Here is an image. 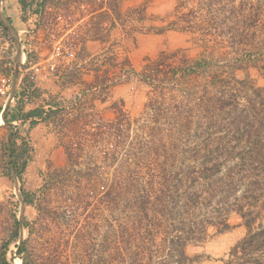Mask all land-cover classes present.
Segmentation results:
<instances>
[{
    "label": "trees",
    "instance_id": "obj_1",
    "mask_svg": "<svg viewBox=\"0 0 264 264\" xmlns=\"http://www.w3.org/2000/svg\"><path fill=\"white\" fill-rule=\"evenodd\" d=\"M61 1L20 0L19 5L24 14L34 8L40 16L46 4ZM138 10L143 17L133 19L131 16ZM112 12L110 26L114 28L121 12L116 9ZM126 12L127 23L149 20L145 4ZM262 15L264 0H176L165 25L152 30L155 34L180 31L197 36L204 43V52L200 58L186 61L188 67L181 70V83L176 71L163 70L161 61L144 65L138 76L150 89L143 114V121L148 117L144 127L150 132L123 149V156L126 154L133 160V167L127 166L124 159L114 165V176L107 183L99 184L102 179L95 178L90 180V188L73 187L76 191L99 193L97 205L122 215L107 237H103L101 247L113 246L119 253L118 259L123 258L124 251V264H195L194 259L186 255V246L203 242L212 228L218 234L228 231L231 213L239 215L247 232L219 264H264V89L256 88L248 78L238 80L236 77L238 70L257 68L263 58L257 29L264 21L260 19ZM22 20H26L25 15ZM7 21L11 25L10 19ZM0 29L9 36L1 20ZM242 49L254 51L256 56H250L248 51L242 55ZM24 54L25 64L15 67L17 75L31 59L29 53ZM99 58L90 59L91 66H95ZM106 61L102 60L101 65ZM222 64L231 66L222 73L218 71L223 68L219 66ZM81 66L78 72L85 69ZM108 66L112 71L101 72L99 67L93 70L98 73L94 76L95 84H85L84 94L94 90L98 95H106L134 74L127 59L113 56ZM197 73L200 81L187 83L190 79L185 78ZM179 84L183 87L178 90ZM30 88L28 78L23 77L14 103L3 111L8 137L0 152L5 158L6 176H15L20 184L21 201H11V205L17 211L20 206H33L38 218L31 222L24 215L13 216L0 242V264H12L7 259L12 245L17 249L16 255L21 257V264H57L51 259L33 257L28 247L36 226L46 231L53 222L46 193L53 188H63L57 186L64 181V169L49 172L37 192H27L23 173L32 159L33 149L19 137L17 129H12V123H27L28 129L57 118L62 127L87 124L85 120L77 122L81 116L68 111L70 108L62 109L51 102L46 109L39 106L25 111L23 99ZM176 92L180 95L172 97ZM166 99L171 106L165 105ZM130 123L124 112L118 111L113 121L94 127L95 133L84 129L66 130L62 133L61 146L70 167L81 166L78 154L92 137L97 143L111 139L109 157L105 155L103 159L107 158L112 164L117 162L116 151L122 146L123 131ZM169 140L172 143L169 144ZM73 197L64 199L70 201ZM75 197L82 198V195L75 194ZM64 199L57 205L65 204ZM25 230L28 236L22 240L21 231ZM104 263L100 260V264Z\"/></svg>",
    "mask_w": 264,
    "mask_h": 264
},
{
    "label": "rangeland",
    "instance_id": "obj_2",
    "mask_svg": "<svg viewBox=\"0 0 264 264\" xmlns=\"http://www.w3.org/2000/svg\"><path fill=\"white\" fill-rule=\"evenodd\" d=\"M175 2L176 0H62L58 3L46 4L41 10L42 15L40 16L34 12V8H29L26 11L28 18L36 15L37 18L41 17L38 27H41L42 31L39 34L36 33L37 26L32 20L28 24L30 27H27L26 32L21 33L25 49L31 51L29 53L30 62L32 64L40 63L34 68L26 70L22 68L18 73L21 75L20 81L26 77L28 83L31 84V88L26 90L23 99L25 111L39 106H44L46 109L47 104L51 102L54 105H59L62 109L70 108L68 111H73L74 115L81 116L77 122L87 121L85 127L79 123L62 127L60 119L57 118L54 119L56 122L54 120V122L52 120L39 122L32 129H28L27 123H12V129H17L19 137L24 138L33 149L32 159L23 173V185L27 192H37L44 185L49 172L64 169V173H62L64 181L57 186L62 185L63 188L46 191L53 211L49 217L53 219V222L46 231H41L38 225L34 229L28 247V251L33 257L51 259L57 264H100V260L105 261L104 264H124V251L123 258L118 259L119 253L113 249V246L101 247L103 237H107V234L112 230V225L115 221H120L122 215L113 214L103 206L97 205L99 193L89 194L81 190L76 191L77 189L73 187L79 185V187L90 188V180L95 178L102 179L103 182L99 180V184L107 183L114 176L116 170L114 165L118 161L123 160L124 162L125 159L126 165L133 167V160H129L126 154L123 156V149L134 140L147 137L150 132L144 127L147 126L148 117L143 121L150 89L138 76L144 65L161 61L163 70L176 71L181 83L183 80L181 70L184 71L188 67L186 61L198 59L204 52V43L192 34L180 31H168L162 34L152 32L153 29L165 25L174 9ZM142 4L147 6L146 15L149 20L127 23L126 11ZM115 9L117 12H121V16L116 21V26L112 28L110 22L114 16L112 10ZM54 16H60L61 20H56ZM131 17L141 19L143 13L138 10ZM2 19L11 34L5 36L0 29V37L6 43L8 52L11 53L16 39L12 37L11 25L4 19V16ZM25 19L24 22L27 21V17ZM260 19H264V15ZM56 24L59 25V29L51 30V26ZM68 25L73 28L72 33L64 36L60 26L65 28ZM257 29L260 30L258 47L262 46L261 53H264V21L259 24ZM92 40L97 41L100 47L90 54L82 48L84 43ZM19 43L22 45L21 42ZM56 46L60 47L61 52L58 57L54 55ZM245 51L248 50L242 49V55H245ZM253 52H250L249 55L255 57ZM66 53H70L71 56ZM103 54L106 56H102ZM95 56H100L98 63L95 64L96 67L90 64V59ZM113 56L119 60L127 59L134 74L128 81L123 80L106 95H98L94 90L84 94L85 84H95L94 76L98 73L93 71L94 69L100 68L101 72L112 71L108 65ZM262 57L257 68L246 67L244 71L238 70L236 72L237 79L248 78L256 88L264 89V70H262L264 69V55ZM44 59L45 62H43ZM104 59L107 61L101 65V61ZM67 64V68H64ZM81 65H84L85 69L78 72L77 69H80ZM219 66H223L218 70L223 73L227 68H230L231 64ZM38 67L39 69L35 71V68ZM0 73L11 76V79L15 74L13 67H5L1 59ZM185 79H190L187 83L192 84L198 83L201 77L197 73V76H187ZM41 82L42 86L39 85ZM17 83L11 101L7 104L6 101L3 102L4 110L9 104L14 103L13 99L19 86ZM183 85L179 84L177 89L179 90ZM179 95L176 92L172 94V97ZM77 98L80 99L76 100ZM165 105L171 106L172 104L166 99ZM118 111H123L131 123L123 131L120 140L122 146L116 151L117 158H119L117 162L112 164L107 161L109 157L107 150L111 149L109 143H112V140L107 139L97 143L92 137L90 143L85 145L84 151L78 154V163L81 166L76 165L71 168L61 146L62 133L66 130L79 132L82 129L88 133H95L94 127L113 121ZM141 124H143L142 127ZM0 125L1 150L8 137V127H6L4 119L3 122L0 120ZM168 143H172L171 140ZM105 155L107 158L103 159ZM4 161L5 158L0 152V242L5 237L14 215L18 218L24 215L31 222L38 218V213L33 206H20L17 211L15 206L11 205V201L13 203L21 201L20 184L15 176L12 178L6 176L3 169ZM95 165L99 168L97 169ZM79 193L82 198L75 197V194ZM72 195H74V199H70V201L64 199L70 198ZM63 199L66 201L65 204L57 205ZM228 223L230 225L228 231L218 234L212 228L203 242L188 244L185 248L186 255L194 259L195 264H219L220 259H226L229 250L247 232V227L235 213L229 214ZM27 236L26 230L21 231L22 240ZM16 251L17 249L12 245L7 259L11 260L12 264H21V257L16 255Z\"/></svg>",
    "mask_w": 264,
    "mask_h": 264
},
{
    "label": "crops",
    "instance_id": "obj_3",
    "mask_svg": "<svg viewBox=\"0 0 264 264\" xmlns=\"http://www.w3.org/2000/svg\"><path fill=\"white\" fill-rule=\"evenodd\" d=\"M19 1L20 0H0V16L1 15L4 16V18H5L6 21L8 19H10V21H11L10 29H12V33H13L12 34V37H14L16 39L15 42H14L15 43L14 44L15 46H13L11 48V53H10L14 65H15V62H16V57H17L18 51H20V60H18L19 61L18 64H23L24 62H26V57H25V54H24L25 51L27 53H30L31 52L30 50L25 49L24 44L22 42V38H21V33H25L27 27L28 28L30 27V25H28V24L33 20L34 23H36V26H37V28L35 29L36 30V33L39 34L42 31V28L41 27H38L40 25V22H41V17L37 18L36 16H32L33 18L32 17H29L28 18L27 13H25V14L23 13V11H22V9H21V7L19 5ZM26 1L29 2L31 0H26ZM24 15H25V17H27V21L26 22H24L22 20V17ZM54 17H56V20H61L60 16H54ZM57 22L59 23V21H57ZM60 27H61V31H62V33H63L64 36L70 35L72 33L73 28H71L69 25L66 26L65 28L62 27V26H60ZM50 29L51 30L52 29H59V25H57V24L54 25V26L52 25ZM28 30H30V29H28ZM19 42H21L22 45ZM5 46H6V43L3 42L2 39H1V37H0V51H2V49H6ZM97 47H100V45L98 44V42L92 40V41H87L86 43H84L82 50H85V51H87L88 53L91 54V53L94 52L95 49H97ZM46 60H48V59H46ZM43 62H45V59L43 60ZM39 64H40L39 62H36V63L32 64L30 62V60H29L27 62V67H25L24 70H26L28 68L29 69L30 68H33L35 66H38ZM29 66H31V67H29ZM67 66H68V64L66 66H64V68H67ZM20 69H22V68H20ZM38 69H39V67L37 69H35V71H37ZM14 73L15 74H14V76L12 78V89H11V92H10V95H9V98L11 97L10 99H12V95H13V91H14L16 82H18L17 83V86L21 83V81H20L21 80V75L18 74L19 75L18 76L15 71H14ZM39 85L42 86L43 83L41 82V83H39ZM8 102H9V99L6 101V104ZM2 104L3 103H0V105H2ZM0 130H1V125H0ZM4 132H5V130H4Z\"/></svg>",
    "mask_w": 264,
    "mask_h": 264
},
{
    "label": "built area",
    "instance_id": "obj_4",
    "mask_svg": "<svg viewBox=\"0 0 264 264\" xmlns=\"http://www.w3.org/2000/svg\"><path fill=\"white\" fill-rule=\"evenodd\" d=\"M37 15L39 16V14H37ZM5 48L6 49H2V51H0V59L2 60L5 67H8V68L13 67V70H15L16 66L14 65V63L12 61V58H11L10 53L8 52L7 46H5ZM60 53H61L60 47L56 46L54 49V55L58 57L60 55ZM66 54H68V53H66ZM68 56H71V54L69 53ZM24 64H25V62L23 64H20V65H24ZM35 69H37V68H35ZM51 69H53V67H51ZM11 89H12L11 76L0 73V103H3L4 101H7L9 99ZM1 106H2V111L0 113V117L1 116L3 117L4 103ZM14 123H16V122H14Z\"/></svg>",
    "mask_w": 264,
    "mask_h": 264
},
{
    "label": "water",
    "instance_id": "obj_5",
    "mask_svg": "<svg viewBox=\"0 0 264 264\" xmlns=\"http://www.w3.org/2000/svg\"><path fill=\"white\" fill-rule=\"evenodd\" d=\"M3 16L1 15L0 16V20L3 22ZM5 19V18H4ZM5 24V23H4ZM5 26L7 27V24H5ZM9 29V28H8ZM18 60H20V51H18V53H17V57H16V62H15V65H18V63H19V61Z\"/></svg>",
    "mask_w": 264,
    "mask_h": 264
},
{
    "label": "bare ground",
    "instance_id": "obj_6",
    "mask_svg": "<svg viewBox=\"0 0 264 264\" xmlns=\"http://www.w3.org/2000/svg\"><path fill=\"white\" fill-rule=\"evenodd\" d=\"M10 98H11V97H10ZM10 98H9V101L11 100ZM0 120L3 122V117H2V116L0 117Z\"/></svg>",
    "mask_w": 264,
    "mask_h": 264
}]
</instances>
